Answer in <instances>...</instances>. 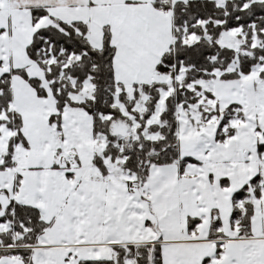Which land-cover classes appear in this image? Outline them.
Returning a JSON list of instances; mask_svg holds the SVG:
<instances>
[{
    "label": "snow or ice",
    "instance_id": "6c2138e0",
    "mask_svg": "<svg viewBox=\"0 0 264 264\" xmlns=\"http://www.w3.org/2000/svg\"><path fill=\"white\" fill-rule=\"evenodd\" d=\"M0 264H264V0H0Z\"/></svg>",
    "mask_w": 264,
    "mask_h": 264
}]
</instances>
